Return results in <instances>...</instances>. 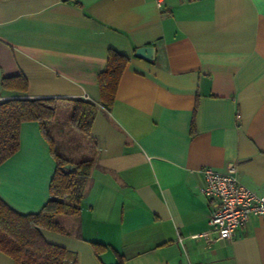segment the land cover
I'll list each match as a JSON object with an SVG mask.
<instances>
[{"label":"crops","instance_id":"obj_1","mask_svg":"<svg viewBox=\"0 0 264 264\" xmlns=\"http://www.w3.org/2000/svg\"><path fill=\"white\" fill-rule=\"evenodd\" d=\"M145 45L152 60L135 55ZM110 51L128 62L104 105ZM11 77L26 91L3 87ZM17 96L55 99L50 127H73V99L96 106L79 216L40 229L75 264H264V216L218 239L199 190L202 167L233 163L264 194V0H0V101ZM19 141L0 164V196L35 212L56 162L38 122L22 123ZM0 264L13 262L0 251Z\"/></svg>","mask_w":264,"mask_h":264},{"label":"trees","instance_id":"obj_2","mask_svg":"<svg viewBox=\"0 0 264 264\" xmlns=\"http://www.w3.org/2000/svg\"><path fill=\"white\" fill-rule=\"evenodd\" d=\"M128 57L116 51L108 54L105 68L98 74L101 101L109 105L115 97L117 86ZM3 87L23 93L27 82L23 77L2 80ZM69 123L72 128L89 134L96 106L87 99H73ZM57 101L53 98L17 96L0 101V164L17 152L21 124L36 121L47 139L56 162L49 192L50 199L38 211L21 212L0 196V251L8 255L13 264H75L76 256L66 248L48 242L41 228L63 231L58 215L77 218L81 199L85 194L93 160L74 163L70 170L62 169L69 163L54 148L50 125L56 116ZM91 139V138H90ZM96 246H103L94 243ZM117 264H122L121 262Z\"/></svg>","mask_w":264,"mask_h":264},{"label":"built area","instance_id":"obj_3","mask_svg":"<svg viewBox=\"0 0 264 264\" xmlns=\"http://www.w3.org/2000/svg\"><path fill=\"white\" fill-rule=\"evenodd\" d=\"M155 1L162 4V0ZM201 172L203 184L199 190L211 206L207 223L218 239L231 238L251 216H264V194L241 184L233 163L224 172L211 167H202Z\"/></svg>","mask_w":264,"mask_h":264},{"label":"rangeland","instance_id":"obj_4","mask_svg":"<svg viewBox=\"0 0 264 264\" xmlns=\"http://www.w3.org/2000/svg\"><path fill=\"white\" fill-rule=\"evenodd\" d=\"M64 118L65 116L59 112L58 122L61 125L66 122ZM50 136L54 142V148L69 162L67 164H72L74 167V163L85 159L94 161V144L82 132L72 127H50Z\"/></svg>","mask_w":264,"mask_h":264},{"label":"water","instance_id":"obj_5","mask_svg":"<svg viewBox=\"0 0 264 264\" xmlns=\"http://www.w3.org/2000/svg\"><path fill=\"white\" fill-rule=\"evenodd\" d=\"M154 51H155V48L153 46L145 45V46L138 47L135 50V55L142 57L146 60H152V58L154 56ZM72 168H73L72 164H66L62 167V169H68V170H70Z\"/></svg>","mask_w":264,"mask_h":264}]
</instances>
